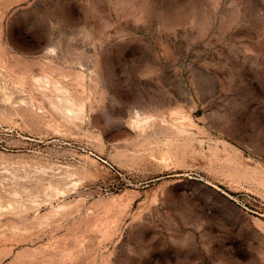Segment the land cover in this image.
<instances>
[{
	"label": "rangeland",
	"instance_id": "obj_1",
	"mask_svg": "<svg viewBox=\"0 0 264 264\" xmlns=\"http://www.w3.org/2000/svg\"><path fill=\"white\" fill-rule=\"evenodd\" d=\"M0 264H264V0H0Z\"/></svg>",
	"mask_w": 264,
	"mask_h": 264
}]
</instances>
